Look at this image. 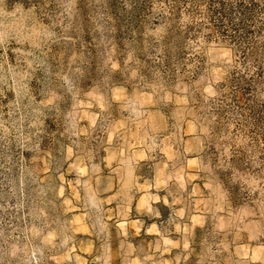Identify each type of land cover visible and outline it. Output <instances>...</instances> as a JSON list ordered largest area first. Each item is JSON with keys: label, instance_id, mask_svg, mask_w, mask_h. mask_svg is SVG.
<instances>
[{"label": "rangeland", "instance_id": "374dc122", "mask_svg": "<svg viewBox=\"0 0 264 264\" xmlns=\"http://www.w3.org/2000/svg\"><path fill=\"white\" fill-rule=\"evenodd\" d=\"M168 5L0 0V264H264V179L235 204L207 152L241 63L201 34L196 77L146 75Z\"/></svg>", "mask_w": 264, "mask_h": 264}, {"label": "trees", "instance_id": "16d2710c", "mask_svg": "<svg viewBox=\"0 0 264 264\" xmlns=\"http://www.w3.org/2000/svg\"><path fill=\"white\" fill-rule=\"evenodd\" d=\"M168 4L157 17L166 31L150 41L154 55L144 60L146 75L156 72L165 84L180 76L196 77L202 59L191 42H199L201 34L227 41L241 63L208 101L213 137L207 152L230 199L242 204L252 195L235 177L264 179V0H168ZM183 8L190 19L178 26Z\"/></svg>", "mask_w": 264, "mask_h": 264}]
</instances>
